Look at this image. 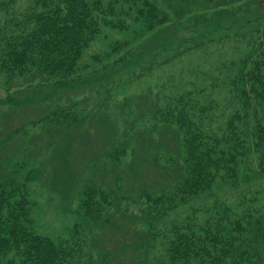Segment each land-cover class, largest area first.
I'll return each instance as SVG.
<instances>
[{
    "label": "trees",
    "instance_id": "1",
    "mask_svg": "<svg viewBox=\"0 0 264 264\" xmlns=\"http://www.w3.org/2000/svg\"><path fill=\"white\" fill-rule=\"evenodd\" d=\"M9 1L14 3V0ZM175 1L183 3L186 0H25L23 6L16 8L0 0L3 12L0 18V85L6 91L5 96L0 97V107H13L3 111L0 119V264H145L141 253H147L149 243L157 239L153 221L162 218L169 209L207 192L219 171L233 176L235 187L240 186L248 194L243 193L233 203L214 200L204 208L202 222L191 213L190 221H176L162 232L159 230L165 238L164 255L159 261L164 264H264V207L262 205L261 213L255 215L260 204L256 207L250 204L257 201V196L264 198V186L248 189L249 182L256 184L255 181L264 175V5H261L264 0H256L257 5L246 11L244 19L249 25L239 33V37L246 38V48L238 55L239 62L231 79L237 106L224 121L220 134L201 125L202 113L211 105L209 103L194 101L184 93L167 98L165 106L158 108L157 103L143 104V98L138 96L137 106L142 116L152 113V123L160 124L137 130L133 135L132 162L142 163L143 180L148 183L137 191L129 188L133 198L125 193L122 183L138 174L132 166L127 168V163L120 164L129 144L118 138V147L114 146L108 153L116 172L99 174L96 177L100 181L88 178L85 190L81 189L80 208L68 236L56 240L36 232L32 226L31 203L26 190L32 175L28 168L30 163L26 159L11 161L12 155L18 154L19 149L28 156L37 152L40 145L36 140L41 135V141L47 144L52 138L54 151L59 146L65 157L73 146V138L78 143L96 144V151L108 140V135L113 134L111 139H116L117 132L111 133L114 129L109 128L106 115L91 108L96 112L94 123L89 111L77 108L79 99L71 97L74 91L65 102H56L57 90L80 87L78 78L73 77L77 74V63L102 23L119 27L120 23L113 21L112 16L128 14L133 21L142 24V32H155L181 18L183 11L174 12L176 19L167 12L169 7L176 8ZM220 2V5H233L239 0ZM131 8L135 14L130 13ZM190 44L195 46L193 42ZM176 50L179 51V47ZM189 106L191 110L188 111ZM30 109L25 119L15 120L20 111L26 113ZM236 122L242 126L238 127ZM36 124L42 129L29 133V127ZM51 126L64 130L50 135ZM165 128L173 132L170 142L178 141L170 148L159 139ZM154 129L155 134L151 132ZM60 131L67 139L63 147L57 142ZM23 134L28 135L27 140ZM161 150L177 155L180 162L159 165L157 153ZM148 154L152 158L147 163ZM146 166L154 172L163 171L166 184L171 187L164 189L161 186H166L165 182L158 185L152 181ZM175 166H178L177 171ZM23 168L25 170L21 171ZM37 170L34 169L33 174ZM77 175L81 178L80 173ZM123 200L142 201L136 216L150 224L146 233L134 229V239L120 228V220L129 218L130 224L135 221L131 212L121 210ZM240 205L244 207L239 212ZM207 212L212 215L207 217ZM197 225V230L192 228ZM106 226L116 240L109 244L108 236L106 245L100 248L98 229L103 231ZM130 247L137 255L130 253L126 257Z\"/></svg>",
    "mask_w": 264,
    "mask_h": 264
},
{
    "label": "rangeland",
    "instance_id": "2",
    "mask_svg": "<svg viewBox=\"0 0 264 264\" xmlns=\"http://www.w3.org/2000/svg\"><path fill=\"white\" fill-rule=\"evenodd\" d=\"M2 1H8L13 8L19 5L23 6L25 3V0H14V3L9 0ZM220 1L186 0L183 3L175 1L173 3L176 8L175 6L174 8L169 7L167 12L173 19H176L174 12L176 10L183 11L180 13L181 18L176 19L177 22L165 24L163 28H157L154 30L155 32H151V30L142 32V24L133 21L132 16L128 14L112 16L113 21L120 23L119 27L107 23L101 24L99 32L82 51L77 63V74L73 77L78 78L80 87L64 91L57 90L55 96L56 102L57 100L65 102L74 91L71 97L79 99L77 108L85 112L89 111L88 115H91L93 122L96 112L90 109L97 108L102 113L101 115H106V120L110 124L109 128L114 129L111 133L117 132L116 136L118 137L112 140L111 138L115 135H108V140H104L97 151L96 144H91L90 141L78 143L79 141L77 142L73 138L72 145L74 147L69 148V155L65 157L60 153L59 146V149L54 151L53 144H51L52 138L47 144L45 140L41 141L43 138L41 135L36 140V143L40 145L39 150L31 156L26 155L25 151H21V149L18 154H10L14 157L11 161L26 159L30 163L28 168L32 171V175L27 181L26 190L31 203L32 226L36 232L46 234L56 240L68 236L76 219L75 213L80 208L79 202L83 196L81 189L85 190L88 178L95 177L96 181H100L96 177L100 176L99 174L107 171L111 174L116 172L114 171L116 167L111 164L112 157L108 153L119 144L116 141L118 138L125 141L127 145L129 144L120 158V164L127 163L126 167L132 166L138 174L136 178L128 181L122 179V182L126 181L122 183L125 193L133 198V192L129 188L137 191L148 183L143 180L142 163L140 161L132 162V149L135 146L133 135L137 130L151 129L160 124L152 123L150 119L153 117L152 113L148 114V112L142 116L143 114L137 106L138 96L143 98L141 100L143 104L157 103L158 108H163L170 97H178L187 93V96L195 99L194 101L211 104L202 113L201 125L206 130L211 128L218 134L221 133L224 121L237 106L231 79L239 62L238 55L242 54L246 48V38L239 37V33L245 31L249 25L244 19L246 11L251 10L254 4L257 5V2L256 0H239L233 5L229 3L220 5ZM261 5H264V1L261 2ZM162 7L165 6L162 5ZM130 11L131 14H135L133 8ZM2 15L3 12L0 10V18ZM154 36L155 40L150 39ZM186 40H191L190 43L193 42L195 46H189L190 43L185 45ZM177 47H179V51L176 50ZM45 85L38 86V88ZM46 90L53 91L52 89ZM5 92L0 85V97L5 96ZM58 95L62 97L58 99ZM11 108L13 107L1 106L0 119L3 111ZM31 110L26 113L20 111L21 114L15 120L25 119ZM189 110H191L190 106ZM236 125L242 126L240 122H236ZM41 129V126L36 124L29 127V133ZM58 130H64V128L51 126L48 133L52 135L58 133ZM66 130L68 131V129ZM161 131L159 135H161ZM62 132L60 131L57 135V142L63 147L67 145L65 144L67 139L62 137ZM151 132L157 133L155 129ZM124 136L126 138H123ZM27 137V134H23L25 140ZM172 138H174L173 132L165 128L159 139L164 142V146L166 144L170 148L172 144L178 142L176 139L174 143H171L170 139ZM36 143L34 142V144ZM95 153L100 154L93 158ZM157 154H159V162H161L159 165L161 166H169L172 161H179L177 155L167 153L165 150H161ZM148 155L147 163L152 158L151 154ZM171 157L176 158L170 160ZM252 160L255 164L254 157ZM37 168V173L33 174V170ZM23 170L25 169L23 168L21 171ZM39 170L41 174H39ZM119 170H121L120 167H118ZM146 170L152 181L157 182L158 185L165 182L166 186H161L164 189L171 187L166 184L163 171L154 172L153 169L148 168ZM174 170L177 171L178 166H175ZM119 172L121 173V171ZM77 173H80L81 178ZM125 173L123 174L125 175ZM260 179L256 180L255 182L258 183L253 185L249 182L248 189L252 191L259 186L263 187L264 175ZM209 190L190 198L186 204L182 203L169 209L162 218L153 221L152 226L156 230L157 239L153 243H149L150 247H147V253L143 252L146 253L145 255L141 253L145 264H164L159 261L164 255L163 240L165 238L163 234H160L162 229L176 221L180 223L190 221L191 213L197 221L202 222L205 215L204 208L214 200L233 203L235 198L240 199L243 193L248 194L245 192L246 190H241L240 186L235 187L233 176H229L223 171H219L215 176V181ZM256 200L254 203H250L254 207L260 204L255 215L264 210V208L262 209L264 198L257 196ZM142 203V201L135 200H123L121 203L123 206L121 210L131 212L132 218L135 220L131 224L129 218H126L125 221L120 220V228L131 238L136 234L134 229L143 230L146 233L150 225L144 222V219L139 220L136 216L139 212L138 206ZM243 207L239 206V212ZM206 215L209 217L212 214L207 212ZM192 228L197 230L198 225L192 226ZM159 230L161 231L159 232ZM98 231H100L98 243L100 248L106 245L105 240L108 236L110 237L109 244L116 240L109 234V226H106L103 231L102 229H98ZM138 237L140 238L139 234ZM135 252L130 247V252L127 251L125 256H130V253L137 255Z\"/></svg>",
    "mask_w": 264,
    "mask_h": 264
}]
</instances>
